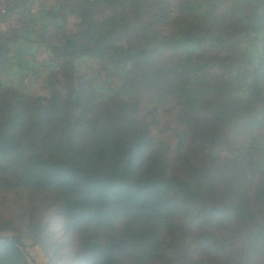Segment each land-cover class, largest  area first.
<instances>
[{
    "label": "trees",
    "instance_id": "trees-1",
    "mask_svg": "<svg viewBox=\"0 0 264 264\" xmlns=\"http://www.w3.org/2000/svg\"><path fill=\"white\" fill-rule=\"evenodd\" d=\"M8 22L0 234L48 264H264V0H3Z\"/></svg>",
    "mask_w": 264,
    "mask_h": 264
},
{
    "label": "rangeland",
    "instance_id": "rangeland-1",
    "mask_svg": "<svg viewBox=\"0 0 264 264\" xmlns=\"http://www.w3.org/2000/svg\"><path fill=\"white\" fill-rule=\"evenodd\" d=\"M3 7V0H0V8ZM7 25L10 26L12 25V22H8V24H0V30H4L7 28ZM214 30H223L225 31L226 28L222 25H217ZM52 40H58L56 37H53ZM191 75L199 79L201 83H205L203 80V77L199 71L198 67H195L191 70ZM28 85H30L29 79L24 80ZM29 88L31 87L28 86ZM133 105L136 107L142 108V104L140 100H134ZM142 113L144 114V109L142 108ZM161 130V133H158V142L167 146H171L174 143L173 135L176 130V123H175V115H166L162 116L161 118V126L159 127ZM196 132H200L199 128H195ZM25 243H30V241L22 238ZM28 254L34 259V264H48L47 260L44 256V253L36 246L33 249H29ZM28 261V260H27ZM29 264H32L31 262L28 261Z\"/></svg>",
    "mask_w": 264,
    "mask_h": 264
},
{
    "label": "water",
    "instance_id": "water-1",
    "mask_svg": "<svg viewBox=\"0 0 264 264\" xmlns=\"http://www.w3.org/2000/svg\"><path fill=\"white\" fill-rule=\"evenodd\" d=\"M0 242H5L7 244L13 245L17 247L25 258L34 264V259L28 254L29 249H33L36 247V244L33 242L25 243L20 236L12 235V234H0Z\"/></svg>",
    "mask_w": 264,
    "mask_h": 264
},
{
    "label": "bare ground",
    "instance_id": "bare-ground-1",
    "mask_svg": "<svg viewBox=\"0 0 264 264\" xmlns=\"http://www.w3.org/2000/svg\"><path fill=\"white\" fill-rule=\"evenodd\" d=\"M32 256V255H31Z\"/></svg>",
    "mask_w": 264,
    "mask_h": 264
}]
</instances>
